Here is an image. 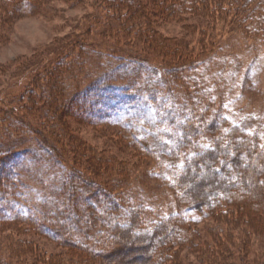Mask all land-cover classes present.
<instances>
[{"label": "rangeland", "instance_id": "374dc122", "mask_svg": "<svg viewBox=\"0 0 264 264\" xmlns=\"http://www.w3.org/2000/svg\"><path fill=\"white\" fill-rule=\"evenodd\" d=\"M14 1L20 0L0 1V144L13 154L0 171V216L24 218L0 224V264H89L82 256L91 254L61 243L59 236L79 233L75 245L103 251L108 242L102 244V237L114 222L130 218L132 209L142 228H155L172 214L192 221L199 238L181 252L178 264H264V228L246 224L239 214L206 218L181 205L173 187L175 166L181 170L192 149L212 143L207 136L180 147L183 118L201 101L208 112H222L264 141V38L239 28L232 18L235 6H223L225 13L211 9L214 17L150 21L162 43L187 49L173 57L142 42L133 25L125 30L126 14L119 17L106 1L40 0L35 12L21 0L20 13ZM193 58L183 65V83L176 82L170 67ZM194 64L195 71L188 69ZM31 97L43 112H60L67 133L49 118L40 122ZM252 162L264 180V165ZM73 173L98 185L99 198L105 199L106 189L115 197L114 205L94 201L99 221L89 233L87 216L77 209L65 216L67 206L74 207L68 190L72 196L77 189L76 203L86 206L79 179L67 190L63 186ZM191 173L192 188H210L208 166H193ZM259 190L258 200L264 196ZM32 221L45 232L47 223L64 228L47 235ZM129 236L116 244L111 259L139 264L149 241Z\"/></svg>", "mask_w": 264, "mask_h": 264}, {"label": "trees", "instance_id": "16d2710c", "mask_svg": "<svg viewBox=\"0 0 264 264\" xmlns=\"http://www.w3.org/2000/svg\"><path fill=\"white\" fill-rule=\"evenodd\" d=\"M20 1H14V4H16L15 11L18 13H20ZM97 1L103 4L106 1L110 8L112 7L116 9V12L119 11V17L126 14L127 21H125V30H127V28L130 29V26L133 25L137 28V34L142 42L144 40V42L148 43L150 46L157 47L162 53L165 51L168 55L171 53L173 57L178 55L180 56L183 52H187V49L182 45H175V47H171L168 44L162 43V39L154 33V28L151 27V22L155 19V17L160 16V18L162 17L163 19H166L168 18V15H172L175 18H180L185 15H209V13L212 14L210 17H214L215 14L213 10H215V12L222 11L225 13L227 10H223L222 7L225 5H233L235 8L233 10L234 14L232 18L235 23L240 25L239 28L243 29L247 33L262 35V38H264V0ZM38 2H40V0H25V4L31 7V9H34L33 11L35 12L38 10ZM185 61L186 60L178 61L176 66L170 67L174 68L172 73L175 81L178 83H183V77H187V74L185 75L184 73L187 68L183 65L186 63L191 64L195 62L196 59L193 58L190 61ZM197 67L198 66L194 64L193 66L188 67V69L195 71ZM31 95L35 97L34 93ZM34 100L35 99L31 97V105H29L32 110L38 111L36 112V116L39 117L40 122L49 118V120H52L55 123V126L61 127V133H67V124L64 120H61V113L43 112L45 110L42 109L43 106H37L38 103L33 102ZM39 102L41 101L39 100ZM200 103H202V106L196 108L195 112H188L186 117L183 118V122L181 123L182 139L180 140V144L182 145H180V147L189 148L192 140L199 139V137H211L212 143L204 147L196 146L192 149L194 150V154L187 159L181 170L175 166V169L178 171V176L175 178L173 187H175L174 189L176 190L175 193L177 201L181 205L187 206L190 210H194L200 214H205L206 218L209 217L214 220H220V218L233 219L235 214H239L238 216L246 224H258L261 228H264V206L260 207V202L264 204V196L260 197L259 200L257 198L260 191L259 189L263 187L264 190V180H262V178H257L255 173L256 167H253L252 165V160L259 161L261 166L264 165V141L258 134L245 127L242 123L233 122L222 112H208L204 108L205 102L201 101ZM200 103L197 102V105H200ZM2 122L3 119L0 120V140L3 129V126H1ZM4 145L6 144H0V171H3V166L9 164L11 156L13 155L11 153L12 151L9 152L8 150L4 151L1 149ZM172 153L175 158L173 162H176V151H173ZM93 161L94 160H92V162ZM199 165L203 168L206 166L210 168L212 174V180L209 181L210 188H204L203 186L200 188H192V186H190L192 167H197ZM73 174L68 177L67 180H64L65 185L63 184V186L65 190H67V188L71 186L73 187L74 182L79 179V181L82 182L81 188L87 195L85 202L86 206L80 207L79 204L76 203L79 193L77 192V189H75L72 196L68 190L67 198L68 200L71 199V206L74 207L72 210L69 206H67L65 216L67 218L72 217V213L75 212L76 209L77 212L87 216L91 225L87 226L88 224L84 223V227H87L84 232L89 233L91 230H95L92 226L94 223L99 221L97 216L98 212L96 211L97 208H93L94 201L95 203H98L99 201L102 206L114 205L116 204L115 197L112 195L111 190L106 189L105 199L99 198L98 195H94L97 191H101V188H99L98 185V187L95 186V183L87 181L84 177H82V179L81 177L78 178L80 176L79 174ZM1 180L2 179H0V181ZM1 182L0 185H2ZM252 182H256L258 185H256L255 188L251 187L250 183ZM89 201L91 203H89ZM97 206H99V203ZM131 211L130 218H127L123 223L114 222L115 225H113L114 223L112 224L113 231L108 233V235L103 236L105 238L102 237V244H104L106 240L108 242V245L106 246L107 248L103 249V251H92L88 247L83 248V245L82 247L81 245H75L73 241L74 235L75 237H78L77 235H80L79 233L72 234V232H67L68 235L59 236V241L64 244L66 243V245L72 248H81L84 252L91 254L90 256H82L84 259L87 258V262L89 264H126L122 263V260L115 261L113 258L111 259L113 254L112 251L118 247L116 244L121 240V238L123 240H125V238L128 240L130 237L129 235L134 234V237H136V239H140L142 242H144V240L149 241V243H145V245H143L145 247L142 246L145 256L140 258L139 264H178L181 252L183 250L185 251L187 247H190L191 250L195 238H199L196 230L194 231L192 226L189 225L192 221H189L188 219L186 220L176 215L172 216V214L171 216L164 217L155 228H142L140 226V214H138V210L136 211V209H132ZM16 215L17 216L14 217L10 216L9 218L0 216V224L20 221L24 218L23 215ZM77 220L83 219L79 216ZM236 221H238V218L235 222ZM32 222L39 232H43L47 235L48 233L46 232L55 230L54 225L47 223L45 224V232L43 229H40L39 224L37 225L34 221ZM61 225L63 224L60 223V225L58 224L56 227L58 228V230L54 231L56 235H58V232L64 228ZM76 226L77 223L73 222L71 228L78 230L79 227ZM122 228L126 231V236L116 234V231ZM49 236L54 238V236L50 234ZM117 238H119L118 241Z\"/></svg>", "mask_w": 264, "mask_h": 264}]
</instances>
